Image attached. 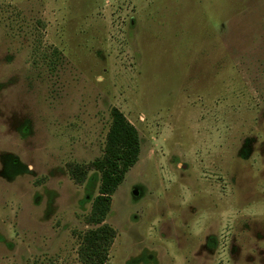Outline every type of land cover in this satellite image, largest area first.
I'll return each instance as SVG.
<instances>
[{"label": "rangeland", "instance_id": "374dc122", "mask_svg": "<svg viewBox=\"0 0 264 264\" xmlns=\"http://www.w3.org/2000/svg\"><path fill=\"white\" fill-rule=\"evenodd\" d=\"M114 108L105 264H264V0H0V264H86Z\"/></svg>", "mask_w": 264, "mask_h": 264}, {"label": "trees", "instance_id": "16d2710c", "mask_svg": "<svg viewBox=\"0 0 264 264\" xmlns=\"http://www.w3.org/2000/svg\"><path fill=\"white\" fill-rule=\"evenodd\" d=\"M111 116L103 156L92 164L101 173V185L86 220L96 228L83 236L80 250L81 259L86 264H105L107 261L109 249L117 236L116 231L105 224L112 196L129 170L138 162L141 151L140 137L135 126L117 108L112 110Z\"/></svg>", "mask_w": 264, "mask_h": 264}]
</instances>
